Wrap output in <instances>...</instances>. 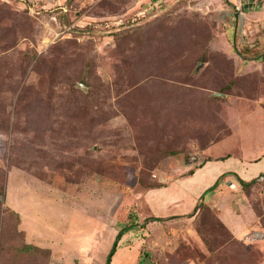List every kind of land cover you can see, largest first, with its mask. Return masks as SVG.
<instances>
[{"label": "rangeland", "instance_id": "1", "mask_svg": "<svg viewBox=\"0 0 264 264\" xmlns=\"http://www.w3.org/2000/svg\"><path fill=\"white\" fill-rule=\"evenodd\" d=\"M226 155H264V0H0V264H105L130 224L110 264H264V172L219 182L238 237L164 196Z\"/></svg>", "mask_w": 264, "mask_h": 264}, {"label": "crops", "instance_id": "2", "mask_svg": "<svg viewBox=\"0 0 264 264\" xmlns=\"http://www.w3.org/2000/svg\"><path fill=\"white\" fill-rule=\"evenodd\" d=\"M257 148V147H255ZM258 149H253L252 151ZM260 150V149H259ZM247 155L249 153L246 151ZM245 156L235 157L233 155H226L214 160H207L202 167L195 170V172L188 177H181L173 180L169 186L164 189L168 198V202H182L188 203L193 200V210L196 209L197 200H202L203 204L214 208L215 205L220 209L219 218L225 221V224L231 228L232 232L238 237L243 235L245 231L256 227V219L252 221L253 216L248 211V206L244 203L240 194H234L232 190H226L224 184H219L215 190L209 194L203 195L204 192L211 187L220 177H224L226 183L232 176L239 177L245 182L253 180L257 175L264 172V155L261 158L255 157L256 161L249 162L244 159ZM225 174V176H223ZM221 181V180H220ZM225 182V181H224ZM229 185V184H228ZM236 186V187H235ZM183 187L181 191L177 188ZM233 187L240 191L242 186L236 181ZM202 196L203 199H202ZM242 209V211L240 210ZM235 211V212H233ZM195 213V212H194ZM181 214L172 213L170 216H177ZM247 216V217H246ZM166 218V217H164ZM258 221V220H257ZM115 235L112 234L114 239Z\"/></svg>", "mask_w": 264, "mask_h": 264}, {"label": "trees", "instance_id": "3", "mask_svg": "<svg viewBox=\"0 0 264 264\" xmlns=\"http://www.w3.org/2000/svg\"><path fill=\"white\" fill-rule=\"evenodd\" d=\"M193 172H190V175L192 174ZM225 176V174L223 175ZM221 180V177L211 186L209 187L205 192H204V196L206 194H209L211 192H213L216 188V186L218 185V183L220 182ZM239 183L241 184L242 187H250V186H253L255 184V180H251L249 182H245L243 181L242 179H238ZM202 196V199L203 197ZM200 202H202V200H200ZM200 204V203H199ZM201 205V204H200ZM202 207H205L207 209H209V207H206L203 202H202ZM196 209H199L197 206H196ZM201 209V208H200ZM210 210V209H209ZM162 220V218H158V217H151V218H146L145 221L140 225L141 227H144L145 226V223H148V222H153V221H160ZM134 226H137V224L135 225H127L125 227H122L121 229H119L113 239V243H112V248L111 250L109 251V254L107 256V259H106V262L105 264H110V261H111V258L112 256L114 255V253L116 252V248H117V245L119 243V241L121 240L123 234L131 229H133Z\"/></svg>", "mask_w": 264, "mask_h": 264}, {"label": "built area", "instance_id": "4", "mask_svg": "<svg viewBox=\"0 0 264 264\" xmlns=\"http://www.w3.org/2000/svg\"><path fill=\"white\" fill-rule=\"evenodd\" d=\"M260 182H264V175H261L260 178L258 179ZM263 235V233L260 232H254L253 235L250 237L251 241L256 240L257 237Z\"/></svg>", "mask_w": 264, "mask_h": 264}, {"label": "water", "instance_id": "5", "mask_svg": "<svg viewBox=\"0 0 264 264\" xmlns=\"http://www.w3.org/2000/svg\"><path fill=\"white\" fill-rule=\"evenodd\" d=\"M79 85H80V87H81L82 89L86 88V86L83 85V84H79Z\"/></svg>", "mask_w": 264, "mask_h": 264}]
</instances>
